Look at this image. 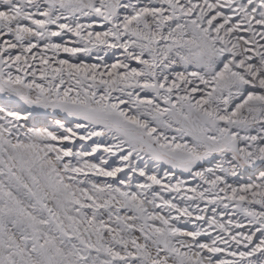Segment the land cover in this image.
<instances>
[{"label": "snow or ice", "instance_id": "6c2138e0", "mask_svg": "<svg viewBox=\"0 0 264 264\" xmlns=\"http://www.w3.org/2000/svg\"><path fill=\"white\" fill-rule=\"evenodd\" d=\"M0 264H264V0H0Z\"/></svg>", "mask_w": 264, "mask_h": 264}]
</instances>
